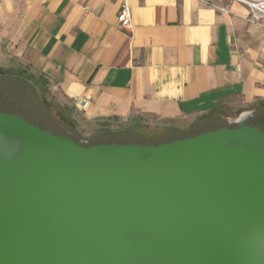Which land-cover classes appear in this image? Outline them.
Returning <instances> with one entry per match:
<instances>
[{
  "label": "water",
  "instance_id": "water-1",
  "mask_svg": "<svg viewBox=\"0 0 264 264\" xmlns=\"http://www.w3.org/2000/svg\"><path fill=\"white\" fill-rule=\"evenodd\" d=\"M82 147L0 111V264H264V132Z\"/></svg>",
  "mask_w": 264,
  "mask_h": 264
},
{
  "label": "crops",
  "instance_id": "crops-1",
  "mask_svg": "<svg viewBox=\"0 0 264 264\" xmlns=\"http://www.w3.org/2000/svg\"><path fill=\"white\" fill-rule=\"evenodd\" d=\"M122 1L0 0V66L111 129L150 117L186 132L264 109V20L229 0H125L131 27L119 30Z\"/></svg>",
  "mask_w": 264,
  "mask_h": 264
},
{
  "label": "trees",
  "instance_id": "trees-1",
  "mask_svg": "<svg viewBox=\"0 0 264 264\" xmlns=\"http://www.w3.org/2000/svg\"><path fill=\"white\" fill-rule=\"evenodd\" d=\"M20 75L22 76L23 74L21 73ZM17 82H19L17 79H14V81L6 79V76L3 75L2 71H0V111L7 114L18 115L29 124L35 125L49 133L70 138L77 145L82 147L100 144H140L146 146L159 145L164 142L184 139L195 136L197 134L205 133L207 131H213L218 128L228 127L227 122L226 124H224L225 121L221 122L212 118H203L192 125L186 132H179L174 129H169L157 135H152L150 138H147L139 132V130L142 129V126L139 122L131 125H126V127H119V129H111L107 122H103L96 133L89 136L88 138H83L78 131L75 120H73L72 118L70 119L68 116H66V121L58 117H54L50 112H48L47 115L44 116V109L41 107L40 109L33 110L35 111L34 113H29L30 117L25 113L20 112L22 106L24 107V105L18 102L16 95H14V91L9 90V93L5 92L7 88L12 87L13 84ZM43 82L45 83L46 81L43 80ZM26 110L30 109H28L27 107ZM38 110H40V112L35 115ZM260 110L256 111L255 115H261L264 112ZM249 121L251 120L249 119ZM53 127H56L57 130H54ZM260 130L263 131L262 129Z\"/></svg>",
  "mask_w": 264,
  "mask_h": 264
},
{
  "label": "rangeland",
  "instance_id": "rangeland-1",
  "mask_svg": "<svg viewBox=\"0 0 264 264\" xmlns=\"http://www.w3.org/2000/svg\"><path fill=\"white\" fill-rule=\"evenodd\" d=\"M0 71H2L3 75L6 76V79L13 80L17 79L19 82L13 84L12 87L6 89V93H9V90L14 91V95H16L18 102L24 105L20 112L25 113L30 117L29 113H34L35 109H44V116L50 112L54 117H58L62 120L66 121V116L70 119L72 118L75 120L78 131L80 132L83 138H88L89 136L96 133V131L100 128L94 122H90L84 119V117L75 111L70 109V104L64 101L60 96L54 91L53 89L47 86V83L43 82L37 76H32V74L28 72L22 73L21 76L17 69L13 68L12 66L8 65V63H4L0 66ZM30 76V77H29ZM21 79V80H20ZM1 85V84H0ZM28 109L30 110H26ZM38 112L35 113V115ZM75 118V119H74ZM116 127L114 129H119V127H126L129 124L128 121H122L121 123H116ZM226 124V122H224ZM115 126V125H114ZM142 129L139 132L147 138H150L153 133L157 135V132H161V127L163 123L160 122L158 119H153L148 117L147 120L145 119L141 123ZM186 125H183L185 127ZM54 130H57L56 127H53ZM187 130V129H186Z\"/></svg>",
  "mask_w": 264,
  "mask_h": 264
},
{
  "label": "built area",
  "instance_id": "built-area-1",
  "mask_svg": "<svg viewBox=\"0 0 264 264\" xmlns=\"http://www.w3.org/2000/svg\"><path fill=\"white\" fill-rule=\"evenodd\" d=\"M204 1V0H200ZM238 2L244 5L248 12V21L249 22H260L264 20V0H229ZM221 11H226V8L217 7ZM117 28L119 30H126L131 27V12L125 0L120 4L118 13H117Z\"/></svg>",
  "mask_w": 264,
  "mask_h": 264
},
{
  "label": "flooded vegetation",
  "instance_id": "flooded-vegetation-1",
  "mask_svg": "<svg viewBox=\"0 0 264 264\" xmlns=\"http://www.w3.org/2000/svg\"><path fill=\"white\" fill-rule=\"evenodd\" d=\"M264 111V109L260 110ZM251 121H247V125L251 127H257L259 129H262L264 132V112L261 115H254L253 119H250ZM253 121V122H252Z\"/></svg>",
  "mask_w": 264,
  "mask_h": 264
}]
</instances>
